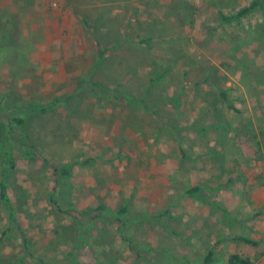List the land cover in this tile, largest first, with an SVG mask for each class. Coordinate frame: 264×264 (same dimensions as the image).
Instances as JSON below:
<instances>
[{
    "label": "rangeland",
    "instance_id": "1",
    "mask_svg": "<svg viewBox=\"0 0 264 264\" xmlns=\"http://www.w3.org/2000/svg\"><path fill=\"white\" fill-rule=\"evenodd\" d=\"M251 1L0 3L2 28L16 21L18 29L12 45L0 43V90L11 88L19 104L22 98L61 96L93 71L99 47L85 16L103 48L118 37L125 41L108 53L95 79L114 94L146 93L158 102L163 91L176 97L178 105L166 112L182 127L180 145L167 134L153 143L154 123L142 110L93 98L91 85L73 101L79 106L76 116L67 118L60 108L33 118L30 132L41 147L29 154L23 153L27 147L15 151L9 193L21 230L11 241L3 237L0 256L23 258L25 235L33 254L47 264H202L210 250L214 264H228L231 254L264 264V18L255 12L225 24L220 16ZM147 37L153 38L151 46L140 45ZM165 68H170L165 81L148 91L146 74ZM88 159L95 162L73 168L75 209L59 212L48 200L55 168ZM198 185L203 186L198 196H184ZM126 203L132 214L160 216L168 229L138 223L129 244L120 224L93 220L95 212L81 215L99 204L117 209ZM2 217L0 238L8 224ZM83 229L86 237L78 248L76 241L57 235L73 239ZM101 231L107 235L101 238Z\"/></svg>",
    "mask_w": 264,
    "mask_h": 264
},
{
    "label": "trees",
    "instance_id": "2",
    "mask_svg": "<svg viewBox=\"0 0 264 264\" xmlns=\"http://www.w3.org/2000/svg\"><path fill=\"white\" fill-rule=\"evenodd\" d=\"M101 1L103 2L105 0ZM28 2L29 0H2L0 3L9 4L12 7L17 4L25 5ZM2 11L4 10L2 9ZM2 11L0 10V17L1 15H3L2 13H4ZM255 12H260L264 18V0H252L248 6H244L243 9H240L235 14L229 16L227 14H224L223 12H220V16L222 19V23L232 24ZM99 19H101V17H99ZM83 22H85L87 30L91 31V36L94 38V42L96 43V45H98L99 48L93 71L83 77L77 76V78L79 77V82L76 84V87L74 89L63 92L61 96L54 95L46 99L45 101H41L37 97L22 98V101H24L23 104H19L18 100L16 99V93H14L11 88L0 90V215H4L5 220L8 223L6 228L4 230H1L0 241L4 240L3 237L8 241H11L15 235L14 231L21 230L19 222L17 220L18 208L15 207V205L13 204L14 201H12L10 197L9 183L11 173L17 168L15 151L21 152L23 150V147H27L29 149L24 150L23 153L29 154V150L36 151L41 147L39 143L36 142L37 140L33 138V135L30 132V130H32V119L38 117H46L60 108L67 112V115L65 117L69 118L76 116V113L79 111V106L73 105V101L76 98L82 97L85 92L90 90V85L92 87L91 90L93 98L104 100L107 103H113L115 107L125 102L130 108L137 110L139 109L138 111L142 110L143 113H145V115L149 117V120H152V122L154 123V125H152L151 132L153 136V143L159 140L161 134H167L169 137V141H172L177 146L181 144L182 136L180 132L182 131V127H179L180 124H178L179 121L177 119H169V113L166 112L170 104L172 105V107H174L173 105H178L179 102L177 101L176 97H169V95H167L163 90L162 91L164 96L162 94L161 96L165 98H162L159 102L157 101L155 96L149 97V95L146 93L144 94V96H134L128 92L119 90L121 91V93L114 94L111 93L103 83L98 82L95 79L96 73L109 60L107 57L108 53L112 50L117 49V47L123 44V42L125 41H123L121 37H118L112 42L113 45L111 48H103L101 44L102 38H100L96 32L97 28L95 29V31H93L92 27L89 25V21L85 16L83 17ZM8 25L7 27L9 28L3 29V24L0 23V43L12 45L13 38L18 34L17 22L13 21L11 25ZM105 36H108L111 41L113 40V37L109 33H106ZM125 39L129 40V37L126 36ZM152 39V37L142 38L140 45L150 47ZM122 60L126 61L127 59ZM169 71L170 68H165L162 71H159L157 74H153L152 72L146 74L149 79L147 88L148 91H150L156 83L159 85L161 82H164ZM151 73L154 76H151ZM221 94L223 100L229 104L230 101L228 99L227 93L225 91H222ZM181 152L184 153L183 150H181ZM119 157L122 158V155H120ZM154 157L156 158V160L158 159L157 154L154 155ZM93 162H95L94 159H88L84 162H76L73 164L61 163L55 168L54 173L56 177V184L53 188L52 193L49 195L48 200L49 202H51V204L58 208L59 212H70L75 209L73 204L74 199L72 198L73 186L71 183L74 166L90 164ZM202 189V185L193 186L186 190L184 196L197 195L202 191ZM130 205L131 204L126 203L122 207L113 209L105 204H99L97 207L85 209L81 212V215L86 217L89 213L91 214L95 212L93 220L99 221L102 224H112L115 222L120 224V228L125 229L122 231L124 241L128 242L129 244L133 243V234H131L133 233L132 228H135L134 226L138 223L144 224L154 222L155 224L168 229V226H166L167 222L161 219L160 216L149 215L141 212H135V214H132ZM2 222H4V219L0 222V224ZM78 225L83 226V222H79ZM100 233L101 238L107 235V231H101ZM59 234L60 237H63L66 240L69 239L71 241H76L75 248L80 247L86 237V232L84 229L80 230L76 237L73 239L68 233H65L64 236H62L60 232H57V235ZM239 240L253 246L259 245L254 240L246 237H239ZM21 248L23 258H21L20 260H12L8 255L0 256V264H47L40 257H37L35 256V254H33L31 250L30 240L25 235L22 236ZM262 257L264 258V253L262 254ZM214 261V251L210 250L206 254L202 264H214ZM228 264H255V262L249 257H244L240 254H231L228 259Z\"/></svg>",
    "mask_w": 264,
    "mask_h": 264
}]
</instances>
